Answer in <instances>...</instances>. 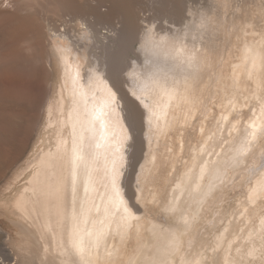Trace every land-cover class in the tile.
I'll return each mask as SVG.
<instances>
[{"label":"bare ground","instance_id":"obj_1","mask_svg":"<svg viewBox=\"0 0 264 264\" xmlns=\"http://www.w3.org/2000/svg\"><path fill=\"white\" fill-rule=\"evenodd\" d=\"M58 4L64 11L70 9L62 1ZM140 10L134 0H95L91 15L75 12L66 15L59 27L48 28L53 43L47 66L53 81L40 128L43 132L38 131V145L25 168L10 182H19V186L11 197L0 201L15 228V242L21 249L18 256L24 264H207L211 254L213 264H264V98L260 100L264 68L261 51L252 46L242 52L233 89L239 91V83L252 80L249 100H257L259 106L251 111L253 119L245 123L238 145L233 148L235 143H229L228 157L224 153L227 141L240 124L232 120L240 103L237 96L226 101L213 126L205 130L204 141L192 147L187 163H181L184 167L170 179L167 198L152 197L155 211L161 210L159 217L149 215L145 220V210L136 204L131 207L125 198L143 146L151 147L155 141L153 131L165 127L174 112L185 122L191 119L196 83L206 78L203 53H191L184 46L185 38L206 16L171 18L168 22L173 26H186L171 30L153 27L149 17L139 16ZM82 24L88 30L86 37ZM146 28L152 29L151 34ZM135 43L140 44V53L135 52L131 63L128 60ZM181 45L184 55L178 56ZM188 56L195 59L189 63ZM37 67L34 55L14 53L5 46L0 54L2 88L18 87L28 69L35 71ZM105 86L118 90V98L123 99L119 124L110 123L107 139L101 141L100 121L95 120L94 127L89 121L99 109ZM127 88L148 103L144 110L130 98ZM242 106L248 107L247 100ZM145 117L151 128L141 142ZM121 124L130 139L131 129L133 148L124 183L129 139L119 144ZM225 133L230 137L223 142ZM77 151L83 160H76ZM113 162L119 171V192L131 218L123 207L116 206L110 183ZM227 190L242 191L231 218L225 216ZM73 215L80 227L100 235L98 242L85 238L88 248L83 255L72 245ZM205 221L212 230L222 225L212 243L204 234L207 229L198 228Z\"/></svg>","mask_w":264,"mask_h":264},{"label":"rangeland","instance_id":"obj_2","mask_svg":"<svg viewBox=\"0 0 264 264\" xmlns=\"http://www.w3.org/2000/svg\"><path fill=\"white\" fill-rule=\"evenodd\" d=\"M58 1L66 3L70 9L62 10ZM134 1L140 4L139 16L149 17L155 23L153 25L155 28L164 26L171 30H180L186 26L175 27L168 21L171 18L194 17V14L195 17L196 15L206 16L184 41V46L191 53L202 52L206 61L202 69L206 78L196 83L197 96L191 110V119L185 122L177 115V112H174L176 113L174 117L168 116L165 127L163 123L162 129L153 131L152 137L155 141L152 142L151 147L143 146L140 152L141 158L133 170L127 196L125 187V198L128 204L131 207L136 204L144 209L143 218L148 221L149 215L159 217L161 214L160 208L155 211L152 197L162 200L167 198L172 178H175L184 167L183 165L187 163L192 147L204 141L206 131L213 126L228 99L237 96L240 102L235 113L232 114V120H237L240 124L238 132L227 141L224 152L227 157L231 149L229 143H235L233 145L235 148L243 133V127H246L253 119L251 111L258 109L257 106H259L257 100H249L253 81L243 80L239 83L240 90L235 91L233 80L239 75L242 52L247 46L261 51L264 68V0ZM94 7L95 0H0V54L5 46H9L14 53L34 55L38 63V67L35 68L37 70L28 69L21 77L18 87L11 86L10 90H7L0 84V201L14 194L19 182L11 184L12 179L15 174L25 168L27 160L38 145L37 133L43 122L44 108L51 95L50 85L53 81L47 66L52 54L50 45L53 43L48 28L51 25L59 27L66 15L75 12L89 16L94 12ZM183 22L186 21L183 20ZM115 23L121 26L120 20L116 19ZM119 50L120 48L117 47V51ZM131 51L132 58L129 57L128 61L133 63L137 52L140 53V44L135 43ZM206 82L208 88H205ZM168 83L172 82L168 81ZM123 87L126 88V85L123 84ZM128 91L130 98L144 110L146 108L144 101L137 100L130 88H127ZM263 98L264 95L260 100ZM246 100L248 107L243 108L242 104ZM142 123L141 142L146 140L147 130L151 128L146 124V117L142 118ZM42 132L43 129L40 130V134ZM129 133H131V139L125 146L123 183L126 182L127 172L131 169L129 165L132 163L130 159L133 152V148L130 147L131 129ZM225 134L223 142L230 137ZM263 140L262 144H264ZM142 169L144 173L141 172ZM228 193L229 201L225 208V216L231 218V214L237 209V202L242 191L227 190ZM205 223L208 224L205 221L199 224L198 228L207 229V233L204 234L212 243L222 225L212 230ZM16 240L15 228L0 207V264H24L18 256L21 249L16 245ZM211 259L213 256L210 254L207 264H213Z\"/></svg>","mask_w":264,"mask_h":264},{"label":"snow or ice","instance_id":"obj_3","mask_svg":"<svg viewBox=\"0 0 264 264\" xmlns=\"http://www.w3.org/2000/svg\"><path fill=\"white\" fill-rule=\"evenodd\" d=\"M81 30H82V35L83 36H87L88 35V30L87 27L85 25H81ZM146 31L151 34L152 29L151 28H146ZM161 43H163V41H161ZM177 55L178 56H182L184 55V48L181 45L179 48H177ZM195 59V57L193 56H188L187 57V61L189 63H191L193 60ZM133 78L135 77V74H130ZM97 80H99V77H96ZM117 91H113L112 88H109L107 86H105V95L103 96L99 109L98 111L95 113V115L93 116V119L91 121H89V125L94 127V121L95 120H99L100 121V129H101V136L100 139L101 141H105L107 139V130H108V125L112 122H115L117 124H119L120 122V112H121V100L123 99V97H119L117 95ZM132 95L136 97L137 100H139L141 97L139 95H137L136 92H132ZM145 107H147V105H145ZM153 115H155L153 113ZM107 118V119H105ZM150 122H151V118H150ZM120 130H121V138L119 139V144L122 145L124 143V141L130 139V137L127 135V130L124 128V126L121 124L120 125ZM100 145L98 144L97 147H99ZM119 150V149H117ZM76 160L80 161L83 160V156L80 153V151H77L76 153ZM123 166V157H120V167ZM73 184L75 183V174L73 173ZM118 180H119V171L117 170V166L115 164V162H113V169H112V174L110 176V183L114 192V198L116 201V206L117 209H119V207H123V211L124 213L127 214L128 217L131 218L132 214L129 211V209L127 208L125 202L123 201L120 192H119V186H118ZM73 228H72V245L73 247L76 249V251L78 253H80L81 255H83L87 248H88V244L86 243V237L90 238V239H95L97 242L100 239V235L96 234L94 235V233L92 231H88L82 227H80V225L78 223H75V215H73Z\"/></svg>","mask_w":264,"mask_h":264}]
</instances>
